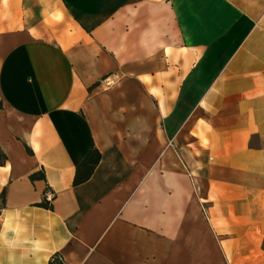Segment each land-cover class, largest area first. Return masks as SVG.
Segmentation results:
<instances>
[{
  "label": "crops",
  "instance_id": "0c3cea01",
  "mask_svg": "<svg viewBox=\"0 0 264 264\" xmlns=\"http://www.w3.org/2000/svg\"><path fill=\"white\" fill-rule=\"evenodd\" d=\"M0 151V264H264V0H0Z\"/></svg>",
  "mask_w": 264,
  "mask_h": 264
},
{
  "label": "trees",
  "instance_id": "16d2710c",
  "mask_svg": "<svg viewBox=\"0 0 264 264\" xmlns=\"http://www.w3.org/2000/svg\"><path fill=\"white\" fill-rule=\"evenodd\" d=\"M94 155H96L95 158ZM98 160H99V153L96 150L91 149V151L87 154L81 165L82 166L90 165V171H89L90 174L94 169L95 165L98 163ZM5 161H6V156L0 151V166L3 165ZM83 180L79 179V177H76L75 183L78 184L80 182H83ZM48 264H63V262L59 255H54Z\"/></svg>",
  "mask_w": 264,
  "mask_h": 264
}]
</instances>
